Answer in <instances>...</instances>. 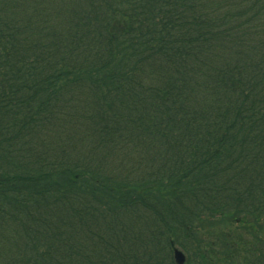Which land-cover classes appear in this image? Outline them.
Instances as JSON below:
<instances>
[{"label":"trees","instance_id":"trees-1","mask_svg":"<svg viewBox=\"0 0 264 264\" xmlns=\"http://www.w3.org/2000/svg\"><path fill=\"white\" fill-rule=\"evenodd\" d=\"M264 264V0H0V264Z\"/></svg>","mask_w":264,"mask_h":264},{"label":"water","instance_id":"water-1","mask_svg":"<svg viewBox=\"0 0 264 264\" xmlns=\"http://www.w3.org/2000/svg\"><path fill=\"white\" fill-rule=\"evenodd\" d=\"M174 256L179 264L183 263L184 257L180 251H175Z\"/></svg>","mask_w":264,"mask_h":264}]
</instances>
